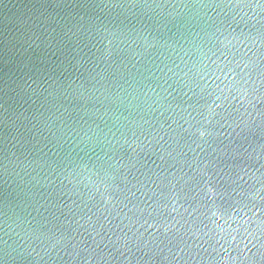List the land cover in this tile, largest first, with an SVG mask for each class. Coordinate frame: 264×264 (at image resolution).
<instances>
[{"label": "water", "instance_id": "95a60500", "mask_svg": "<svg viewBox=\"0 0 264 264\" xmlns=\"http://www.w3.org/2000/svg\"><path fill=\"white\" fill-rule=\"evenodd\" d=\"M0 264H264V0H0Z\"/></svg>", "mask_w": 264, "mask_h": 264}]
</instances>
